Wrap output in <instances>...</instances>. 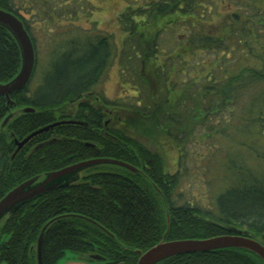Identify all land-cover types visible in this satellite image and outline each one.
<instances>
[{
	"label": "trees",
	"instance_id": "trees-1",
	"mask_svg": "<svg viewBox=\"0 0 264 264\" xmlns=\"http://www.w3.org/2000/svg\"><path fill=\"white\" fill-rule=\"evenodd\" d=\"M60 1L0 0V9L16 14L34 41L32 21L38 15L33 10L40 6L44 17L54 20ZM240 1L222 25L225 31L215 34L204 28L214 0H124L116 16L119 39L95 25L75 27L50 49L49 68L34 90L32 74L9 103L0 97V198L23 181L86 160L110 158L136 168L85 166L13 208L0 219V264H37L44 227L42 264H56L67 250L93 264H136L137 250L161 240L222 234L264 244V0ZM63 5L72 13L77 9L72 0ZM208 46L219 51L212 68L202 71L205 62L185 61L190 51ZM117 60L122 87L128 84L133 93L124 100L94 94L103 71ZM20 65L18 44L0 25V83L12 79ZM27 107L34 111L10 116ZM119 110L132 112L149 137L175 144L178 168L187 162L189 142L200 141H194L192 126L204 121L200 138H207L206 153L195 157L207 166L224 164L225 184L214 196L215 210L187 199L179 188L180 169L168 172L162 155L113 117ZM54 123L14 151L16 139ZM214 142L218 146L208 144ZM157 264L263 262L248 250L223 248Z\"/></svg>",
	"mask_w": 264,
	"mask_h": 264
},
{
	"label": "rangeland",
	"instance_id": "rangeland-1",
	"mask_svg": "<svg viewBox=\"0 0 264 264\" xmlns=\"http://www.w3.org/2000/svg\"><path fill=\"white\" fill-rule=\"evenodd\" d=\"M35 1H37V5H41L43 0ZM67 1L69 0L60 1L61 8H58L60 11L59 15L56 16V11L52 13V15L54 16L53 18H55L54 20L49 21L47 16L44 17L47 13L40 6H37V8L33 10V15H38V17H35V19L32 21L35 37L34 41L32 42H34L33 45L36 63L34 64L33 78L31 79V82L29 84V88L31 90H34L37 85L41 83L43 73L49 68L48 61L50 49L60 43V41L62 40L61 37L65 32H74L75 30L73 29L78 26L90 29L91 27H93V25H95L100 29L106 30L109 33H113L115 37L119 39V28L117 25L116 16L121 10H123L125 6L124 0H89V2H87L86 4L84 0H72V2L77 6V9L74 11V13H72L70 9L64 7L65 5L63 4ZM239 4H242L240 0H214V2L212 3L213 13L211 17H209V19L206 21H210V25H206L204 27L206 32H215V34L223 33L225 31V29L223 28L225 27L224 22L226 21V19L228 21L230 20V14L233 11H238ZM82 6L85 8L83 9V11L79 8ZM47 29L50 30V34H46ZM163 33H168V31H164ZM164 36L165 38H167L168 34H165ZM66 37L68 38L67 33ZM214 47H205L207 49L195 48V51H190V53L186 55L185 61L194 63V60H201L206 64L204 65V68L201 67L202 71H206L214 66V59L219 56V51L214 50ZM194 76L195 73L193 77ZM172 81H177L176 76L172 78ZM101 91L104 93V96L110 100L123 97L124 94L133 93L131 92L132 89L128 84L122 87L121 68L119 66L118 60L112 61L110 65L106 67V69L100 76L98 83L93 86L94 94ZM23 109L24 108H15L10 116L15 115L20 110L23 111ZM119 112V114H112L113 117L115 119L119 118L122 124L125 123L126 125L131 126L130 130H134L137 133H134L135 135H133V138H135L139 143L145 145L152 152L162 155L165 163V168L168 172L173 173L177 171V169H180L181 178L179 188L181 189V191H183L187 199L190 202L197 201L203 208L215 210L214 196L216 192L222 188L221 186L225 184L224 164L221 165L219 161H214L207 166L205 165V162L195 157L198 151L206 153L205 141H207V138H200V135L203 134L204 130V121H202V123L197 122L198 124L196 123V125L192 126V130L190 132L194 135V141H198L199 139L200 141L196 143L189 142V144L187 145L189 151L186 160L187 162L184 166L178 168V164L176 161L177 150L175 144L170 143V145H166L163 144L164 140L162 138L159 139L160 137H149L147 134L148 132L144 131V133L141 128H138L139 123L137 122V118L135 116L133 120L132 112H123V110H119ZM130 118L133 120L132 124L130 123V121H128L130 120ZM208 122L209 121H207L206 123ZM237 123H239V121ZM199 124H201V126ZM133 127H135L136 129H133ZM222 140L223 143H225V140ZM16 141L20 140L16 139ZM208 144H216L218 146L216 142ZM14 146L17 148V144H14ZM56 264H93V262L85 261L72 251L67 250L65 252V255L60 258Z\"/></svg>",
	"mask_w": 264,
	"mask_h": 264
},
{
	"label": "water",
	"instance_id": "water-1",
	"mask_svg": "<svg viewBox=\"0 0 264 264\" xmlns=\"http://www.w3.org/2000/svg\"><path fill=\"white\" fill-rule=\"evenodd\" d=\"M0 25L5 27L16 40L20 54L21 65L18 73L9 81L0 83V96H4L7 102L10 101L12 93L22 90L29 82L34 71L35 54L33 42L24 28L22 20L14 13L0 9ZM24 112H33L34 109L27 107L23 109ZM58 123L50 124L40 128L20 141H15L17 149L21 148L31 137L46 131ZM107 163L114 164L121 167H126L135 171L132 165L110 158H98L86 160L65 166L61 169L48 172L41 180L35 178L28 179L13 187L0 198V219L5 217L13 208L19 204L31 200L48 190L55 187V181L64 175L76 171L85 166ZM45 227L41 230L36 244V258L37 264H42V239ZM223 248H240L248 250L256 254L264 264V244L252 237H247L241 234H222L208 238L200 239H175V240H161L157 244L148 248L145 251L137 250L138 259L136 264H157L158 262L169 257L190 254L198 252H208Z\"/></svg>",
	"mask_w": 264,
	"mask_h": 264
},
{
	"label": "flooded vegetation",
	"instance_id": "flooded-vegetation-1",
	"mask_svg": "<svg viewBox=\"0 0 264 264\" xmlns=\"http://www.w3.org/2000/svg\"><path fill=\"white\" fill-rule=\"evenodd\" d=\"M33 72H34V71H33ZM20 91H21V90H20ZM20 91H18V92H20ZM18 92H15V93H18ZM13 94H14V93H12V94L10 95V101H11V96H12ZM0 97H4V96H0ZM4 98H5V97H4ZM5 99H6V98H5ZM10 101H9V102H10ZM6 102H7V100H6ZM9 102H7V103H9ZM27 142H28V141H27ZM27 142H26V143H27ZM26 143H25V144H26ZM25 144H24V145H25ZM24 145H23V146H24ZM15 146H16V145H15ZM23 146H22L21 148H19V149H17V148L15 147V148H14V151H16V152L20 151V150L23 148ZM84 258H85V256H84Z\"/></svg>",
	"mask_w": 264,
	"mask_h": 264
}]
</instances>
